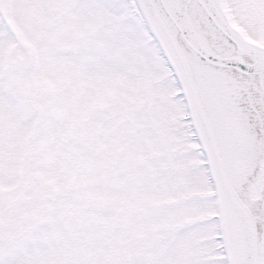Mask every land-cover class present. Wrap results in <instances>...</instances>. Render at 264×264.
Returning a JSON list of instances; mask_svg holds the SVG:
<instances>
[{"label": "snow or ice", "instance_id": "6c2138e0", "mask_svg": "<svg viewBox=\"0 0 264 264\" xmlns=\"http://www.w3.org/2000/svg\"><path fill=\"white\" fill-rule=\"evenodd\" d=\"M0 264H264V0H0Z\"/></svg>", "mask_w": 264, "mask_h": 264}]
</instances>
